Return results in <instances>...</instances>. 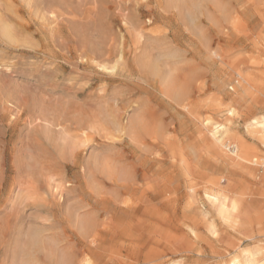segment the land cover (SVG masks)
<instances>
[{"label": "rangeland", "instance_id": "1", "mask_svg": "<svg viewBox=\"0 0 264 264\" xmlns=\"http://www.w3.org/2000/svg\"><path fill=\"white\" fill-rule=\"evenodd\" d=\"M0 14L17 38L0 35V264L20 262L27 231L69 264H227L257 245L264 264V144L246 128L264 115V0H0ZM223 130L244 159L216 145ZM219 187L254 207L217 217Z\"/></svg>", "mask_w": 264, "mask_h": 264}, {"label": "bare ground", "instance_id": "2", "mask_svg": "<svg viewBox=\"0 0 264 264\" xmlns=\"http://www.w3.org/2000/svg\"><path fill=\"white\" fill-rule=\"evenodd\" d=\"M1 7L3 8V6H1ZM1 14H0V35L6 41L16 42L17 38H16V34L13 31L14 27L13 28H12V26L10 27V25H9L10 23L8 24L7 21L4 19V17H2ZM166 82H167V80H166ZM178 91H180V90H178ZM112 118H113V116H112ZM117 122H118V120H117ZM117 122H115V120H114L115 127L117 129H122V125H120ZM246 128L248 130H251L252 132H256V133L262 132V135L259 136V140L261 141V143L264 144V115H260L256 118H253L247 124ZM117 129H115V130H117ZM122 131H123V129H122ZM229 136H230V134L228 133V130H226V131L223 130L218 136L212 135V137L214 138V141L218 147H224V148H228V149H230V147H231L230 152L234 156H236V158H241V160L244 159L242 156L243 147L241 146L240 143H238V141H237V143L233 142L230 144V141L228 140ZM214 146H215V144H214ZM255 160L256 159L253 158V161H255ZM261 160H262L261 165L264 166V157H262ZM224 189L225 188L219 187L216 190L209 189V191H205L206 197L212 206V210L214 211V214L219 218L228 219V220H234L236 217H238L240 215L247 216L250 209L253 208L254 206L253 205L247 206V205L243 204L240 198L238 199L236 197L230 196L225 191L226 189L225 190ZM95 235H93V236H95ZM15 242H16L15 243L16 248L15 247L14 248L16 249L17 253L18 252L20 253L21 260H20V262L17 261L18 263L13 261V259L15 258L13 256L15 254V252L14 253L12 252L13 254L9 255V258L11 259V264H38V262H37L38 254L37 255H35V254L39 249H41L45 252L43 254L48 261L56 260V261L61 262V264H69V260L66 257L67 251L66 252L64 250L60 251L59 242H57L53 238H51L50 235L44 234L42 232H35V231H30V232L27 231L24 233L21 232V233H18L16 235ZM58 250L60 252H58ZM259 250H261V248L259 249L258 245L253 250L244 249L240 255L234 256L232 259H230V261H227V262H229L227 264H257L258 262L260 263V261L257 259V256L259 255V253L261 254V251L259 252ZM13 251H15V250H13ZM16 255H18V254H16ZM15 259L18 260L17 257ZM263 259H264V257H263Z\"/></svg>", "mask_w": 264, "mask_h": 264}]
</instances>
